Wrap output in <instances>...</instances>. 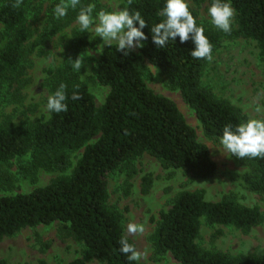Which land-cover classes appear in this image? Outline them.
Returning a JSON list of instances; mask_svg holds the SVG:
<instances>
[{"label":"trees","instance_id":"obj_1","mask_svg":"<svg viewBox=\"0 0 264 264\" xmlns=\"http://www.w3.org/2000/svg\"><path fill=\"white\" fill-rule=\"evenodd\" d=\"M192 1L199 5L203 0ZM13 2L0 0V106L21 101L28 56L39 44V40L30 41L32 29L28 27L34 6L24 0L20 8H15ZM56 3L47 8V34L58 32L76 15L69 10L66 17L55 19ZM210 3L208 0V6ZM231 5L235 15L230 33L205 27L197 11L191 6L189 10L198 25L205 28L213 49L223 35L243 37L255 41L264 57V0H231ZM162 6L163 0H131L130 4L124 0L120 4V9L127 7L141 13L149 27L143 29L148 39L142 42L145 46L139 52L132 50L124 56L115 51L113 44L105 46L103 55L94 59L93 75L109 87L102 103H96L86 83L79 79L81 70L75 71L68 61L75 60L89 44L88 33L79 32L77 27L65 45L63 62L46 69L50 94L61 83L66 85L67 111L17 125L0 123V163L29 154V161L19 165L21 172H60L29 192L0 196V239L26 226L57 221L67 236L81 243L85 252L101 263L136 264L118 251L119 241L127 236L119 212L107 203L108 174L120 165L129 166L144 153L158 159L165 168H181L188 180L204 179L216 172L207 145L198 140L195 129L175 103L147 86L142 56L159 69L167 86L179 90L208 139L218 141L225 125L235 126L244 117L236 106L202 86L205 60L190 56L194 47L191 40L181 44L177 37L163 49L152 43L150 28L161 19L158 13ZM73 93L79 95L78 100L71 99ZM80 148L82 152L69 170L68 152ZM229 158L242 169L238 177L245 188L264 194V158L243 159L230 154ZM150 185V175H144L142 192L147 193ZM262 222L264 211L257 205L240 204L232 196L207 200L202 191L181 190L167 209L159 211L149 235L153 257L170 254L180 264H264L261 255H231L205 249L197 242L202 223L231 225L247 233ZM0 264H7L6 260L0 258ZM66 264L86 263L76 257Z\"/></svg>","mask_w":264,"mask_h":264},{"label":"rangeland","instance_id":"obj_2","mask_svg":"<svg viewBox=\"0 0 264 264\" xmlns=\"http://www.w3.org/2000/svg\"><path fill=\"white\" fill-rule=\"evenodd\" d=\"M56 1V0H55ZM54 0H28L34 9L28 16V27L32 29L30 41L39 40L38 46L28 56L25 68L27 83L21 90L19 103L0 106V123L17 125L28 121L44 119L50 92L46 85V69L59 66L66 53L65 45L72 32L78 27L73 20L54 34L44 32L47 25V8ZM60 2V0H57ZM95 3L96 9L120 10L124 0H88ZM189 6L197 11L198 20L207 28L211 25L207 15L208 0L196 5L188 0ZM234 21V18H233ZM233 23V22H232ZM80 52L83 59L79 79L86 83L97 104L104 101L109 87L100 84L92 73L98 40H89ZM139 52V49L133 50ZM212 60H205L201 84L217 98L225 99L236 106L248 119H264V57L260 55L255 41L243 37L221 36L212 51ZM143 78L155 93L170 98L185 120L196 132L199 141L205 143L216 163V172L204 179L188 180L181 168H165L155 157L144 153L135 158L129 166L120 165L107 176L108 205L119 212L124 233L142 253L143 264H180L170 254L154 258L149 235L153 231L160 210L167 209L174 195L181 190L202 191L207 200H220L232 196L243 205H257L264 211V194L248 190L239 174L242 169L224 152L218 141L205 137L194 110L184 101L178 89L167 86L159 69L142 56ZM259 108L260 111L256 109ZM82 148L69 151L70 166L75 164ZM29 154L0 163V196L25 193L37 186L47 184L60 174L59 171L37 170L26 174L19 165L26 164ZM68 170V171H69ZM150 175L151 185L147 193L141 190L144 175ZM143 227L142 233L129 234L128 224ZM198 244L210 250L231 255L246 253L264 256V222L253 226L247 233L231 225L201 224ZM80 257L86 264H103L85 252L81 243L67 236L62 224L54 221L49 224L26 226L11 236L0 239V258L7 264H66Z\"/></svg>","mask_w":264,"mask_h":264},{"label":"clouds","instance_id":"obj_3","mask_svg":"<svg viewBox=\"0 0 264 264\" xmlns=\"http://www.w3.org/2000/svg\"><path fill=\"white\" fill-rule=\"evenodd\" d=\"M24 0H14L13 7L20 8ZM131 0H129V4ZM78 9V11H77ZM69 10L75 11L74 21L79 32L88 33L89 40H98L95 53L103 55L104 47L115 44V51L128 56L132 50L142 49V43L148 37L143 29L148 27L146 20L139 11H129L127 7L118 11L96 9L95 3H82V0H60L53 7V16L59 20L68 15ZM158 15L161 19L150 28L152 43L163 49L169 43L179 38L183 44L191 40L194 45L190 56L194 59L212 60L213 45L205 35V28L198 25L196 18L189 10L188 0H163V6ZM210 23L216 29L230 33L235 10L231 0H211L207 9ZM149 28V27H148ZM75 71H80L83 59L78 56L75 60L68 59ZM66 85L61 83L54 92L47 97L45 109L51 114L66 112L68 99L65 92ZM72 100H78L79 95L73 93ZM260 111L259 108L256 109ZM219 143L224 152L236 158H264V119H248L235 126H224ZM129 234L142 233L141 225L130 223L127 226ZM119 253L130 262H138L142 253L137 251L127 237L119 241Z\"/></svg>","mask_w":264,"mask_h":264}]
</instances>
